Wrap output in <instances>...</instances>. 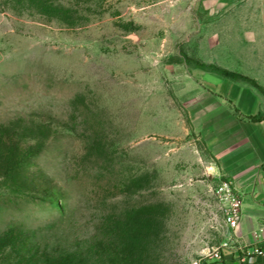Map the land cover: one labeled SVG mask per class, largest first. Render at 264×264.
Wrapping results in <instances>:
<instances>
[{"label":"rangeland","instance_id":"1","mask_svg":"<svg viewBox=\"0 0 264 264\" xmlns=\"http://www.w3.org/2000/svg\"><path fill=\"white\" fill-rule=\"evenodd\" d=\"M251 106L264 0H0V264H223Z\"/></svg>","mask_w":264,"mask_h":264},{"label":"crops","instance_id":"2","mask_svg":"<svg viewBox=\"0 0 264 264\" xmlns=\"http://www.w3.org/2000/svg\"><path fill=\"white\" fill-rule=\"evenodd\" d=\"M245 134L231 138L229 146L218 149L219 174L234 180L242 198L243 216L236 231L237 242L251 251L264 246V120L252 121L247 116L264 114L256 106L244 111ZM238 125V119L236 118ZM235 141V142H234ZM238 250H223V264H264L259 258L254 263H241Z\"/></svg>","mask_w":264,"mask_h":264},{"label":"built area","instance_id":"3","mask_svg":"<svg viewBox=\"0 0 264 264\" xmlns=\"http://www.w3.org/2000/svg\"><path fill=\"white\" fill-rule=\"evenodd\" d=\"M218 193L224 203V220L228 231V240L215 250L213 256L219 260L223 250H238L242 253L241 263H254L257 259H264V246H257L249 251L241 246L237 240V229L243 216L242 198L233 179L228 178L221 182Z\"/></svg>","mask_w":264,"mask_h":264},{"label":"trees","instance_id":"4","mask_svg":"<svg viewBox=\"0 0 264 264\" xmlns=\"http://www.w3.org/2000/svg\"><path fill=\"white\" fill-rule=\"evenodd\" d=\"M250 120H252V121H261V120H264V114H255V115H249V116H247ZM60 203H59V201H56L55 202V206L57 207V208H61V207H59L60 205H59Z\"/></svg>","mask_w":264,"mask_h":264},{"label":"water","instance_id":"5","mask_svg":"<svg viewBox=\"0 0 264 264\" xmlns=\"http://www.w3.org/2000/svg\"><path fill=\"white\" fill-rule=\"evenodd\" d=\"M134 38H136L135 36H133Z\"/></svg>","mask_w":264,"mask_h":264}]
</instances>
